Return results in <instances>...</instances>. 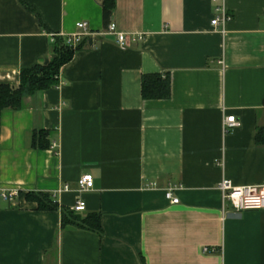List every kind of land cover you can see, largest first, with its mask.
<instances>
[{
	"label": "crops",
	"instance_id": "1",
	"mask_svg": "<svg viewBox=\"0 0 264 264\" xmlns=\"http://www.w3.org/2000/svg\"><path fill=\"white\" fill-rule=\"evenodd\" d=\"M27 3L39 16L0 0V81L47 62L78 22L91 34L58 87L2 111L0 185L19 193L0 196V264H264V209L236 212L219 188L264 183V0H116L125 47L101 0ZM221 7L231 20L212 26ZM167 73L170 97L144 99L143 76ZM231 115L240 124L225 132ZM36 129L50 147H33ZM85 174L94 189L79 192ZM66 184L60 207L83 200L102 235L26 198Z\"/></svg>",
	"mask_w": 264,
	"mask_h": 264
},
{
	"label": "trees",
	"instance_id": "2",
	"mask_svg": "<svg viewBox=\"0 0 264 264\" xmlns=\"http://www.w3.org/2000/svg\"><path fill=\"white\" fill-rule=\"evenodd\" d=\"M23 5L38 12L27 3V0H20ZM105 26L111 22L113 11L116 7V0H101ZM81 48V43L73 47L67 43L63 36H55L52 57L43 64H37L31 68L21 70L15 80L0 81V129L2 111L5 109L20 110L25 107V99L29 96H36L40 92L58 87L60 83V73L64 66L69 64L77 50ZM171 95L170 77L167 73L146 74L142 79V96L144 99H164ZM262 130L258 132V141L262 142ZM49 131L36 129L33 133L32 145L34 148L50 147ZM27 200L37 202L40 210H60L62 214V228L77 227L98 234H103L101 225V215L90 213L81 216L78 212L70 208L60 207L52 194L46 192H28ZM144 264V263H143Z\"/></svg>",
	"mask_w": 264,
	"mask_h": 264
},
{
	"label": "built area",
	"instance_id": "3",
	"mask_svg": "<svg viewBox=\"0 0 264 264\" xmlns=\"http://www.w3.org/2000/svg\"><path fill=\"white\" fill-rule=\"evenodd\" d=\"M216 1V0H213ZM221 11V15L215 16L211 21L212 26H218L220 23L225 24L231 17L228 15L225 7L218 8ZM77 32L69 35H63L67 39V43L73 47L81 43L85 35H90L91 31L88 22H78ZM108 34H114L117 38V43L120 47H125L127 44V35L117 30L116 24L111 22L107 27ZM18 75V74H16ZM6 79L15 80L14 75L7 74ZM240 122L235 115L227 116L224 118L223 128L225 132L232 130L239 126ZM219 188L223 193V199L229 201L236 212L253 211L264 209V183L257 185H245L236 186L231 180L223 179L219 184ZM94 189V178L91 174L83 175L78 181V191L87 192ZM70 186L66 184L64 187L53 193V197H56L59 193L69 191ZM177 187H169L165 191V197L172 204L180 202L179 197L176 195ZM19 191L17 189L6 190L0 185V196L9 202H13L15 197L18 196ZM57 201V200H56ZM86 203L83 200H78L75 206L72 208L76 212L84 211ZM216 248L204 247V253L215 252Z\"/></svg>",
	"mask_w": 264,
	"mask_h": 264
}]
</instances>
